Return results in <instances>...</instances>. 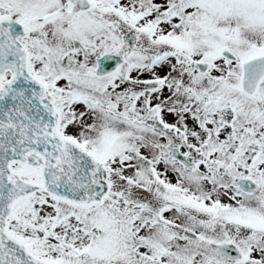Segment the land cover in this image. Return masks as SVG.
<instances>
[{"label":"snow or ice","instance_id":"1","mask_svg":"<svg viewBox=\"0 0 264 264\" xmlns=\"http://www.w3.org/2000/svg\"><path fill=\"white\" fill-rule=\"evenodd\" d=\"M0 264H264V0H0Z\"/></svg>","mask_w":264,"mask_h":264}]
</instances>
